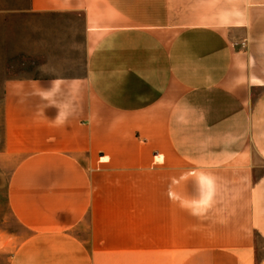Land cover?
<instances>
[{
  "label": "crops",
  "instance_id": "0c3cea01",
  "mask_svg": "<svg viewBox=\"0 0 264 264\" xmlns=\"http://www.w3.org/2000/svg\"><path fill=\"white\" fill-rule=\"evenodd\" d=\"M18 2L81 13L86 63L4 82V151L22 157L8 207L30 231L5 264H97L109 235L133 249L112 264L146 247L187 249L180 264H264V3L187 23L171 0Z\"/></svg>",
  "mask_w": 264,
  "mask_h": 264
},
{
  "label": "rangeland",
  "instance_id": "374dc122",
  "mask_svg": "<svg viewBox=\"0 0 264 264\" xmlns=\"http://www.w3.org/2000/svg\"><path fill=\"white\" fill-rule=\"evenodd\" d=\"M18 0H0V233H3L4 264L19 245L29 236L30 231L18 222L8 207V186L20 155H10L4 151L3 87L12 77L32 76H77L84 74L86 63V40L84 18L77 12L27 14L19 7L7 5ZM23 0H19L21 3ZM176 9L184 14L187 23L215 22L222 17L223 22H236L241 19L245 9L264 0H171ZM18 2V3H19ZM243 34L238 33L234 42L242 43ZM245 48L246 46H241ZM152 202L148 200V207ZM148 219V240L154 239ZM106 229H99V235H106ZM76 234L88 248H91L90 222H82ZM108 242H100L94 253L97 264H112V257L122 251H133L118 246L120 241L109 235ZM101 241V240H100ZM178 250V255H176ZM141 249V259L132 257L124 264H180L187 255V249ZM159 256H158V255ZM169 255L167 263L161 256ZM145 255V257L143 256ZM172 255V257H170ZM177 256L178 262L177 263Z\"/></svg>",
  "mask_w": 264,
  "mask_h": 264
},
{
  "label": "built area",
  "instance_id": "2783aa9c",
  "mask_svg": "<svg viewBox=\"0 0 264 264\" xmlns=\"http://www.w3.org/2000/svg\"><path fill=\"white\" fill-rule=\"evenodd\" d=\"M242 45H245L243 42L241 43Z\"/></svg>",
  "mask_w": 264,
  "mask_h": 264
}]
</instances>
